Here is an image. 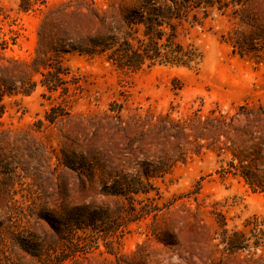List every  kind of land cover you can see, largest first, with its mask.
<instances>
[{
  "label": "rangeland",
  "instance_id": "374dc122",
  "mask_svg": "<svg viewBox=\"0 0 264 264\" xmlns=\"http://www.w3.org/2000/svg\"><path fill=\"white\" fill-rule=\"evenodd\" d=\"M0 264H264V0H0Z\"/></svg>",
  "mask_w": 264,
  "mask_h": 264
}]
</instances>
